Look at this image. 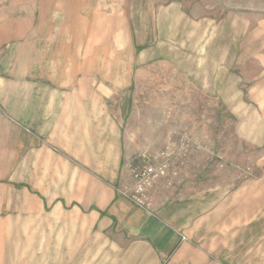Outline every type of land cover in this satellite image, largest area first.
<instances>
[{"label": "crops", "instance_id": "crops-1", "mask_svg": "<svg viewBox=\"0 0 264 264\" xmlns=\"http://www.w3.org/2000/svg\"><path fill=\"white\" fill-rule=\"evenodd\" d=\"M72 1L0 0V264L208 262L214 239L233 246L244 213L214 237L199 185L152 213L126 197L128 166L146 150L131 127L134 49L113 43L114 30L103 45L84 16L67 14ZM188 3L173 5L181 14L194 6L200 15L183 14L196 27L215 7ZM225 70L210 85L229 86ZM244 189L238 183V206Z\"/></svg>", "mask_w": 264, "mask_h": 264}, {"label": "rangeland", "instance_id": "rangeland-1", "mask_svg": "<svg viewBox=\"0 0 264 264\" xmlns=\"http://www.w3.org/2000/svg\"><path fill=\"white\" fill-rule=\"evenodd\" d=\"M174 1L73 0L54 11L84 16L81 25L101 31L103 45L114 30L113 43L134 49L131 127L142 154L164 173L150 181L143 205L127 198L152 213L175 190L193 184L195 195L199 185L214 237L243 213L245 229L234 230L240 236L224 249L214 239L215 253L197 264H264V0H210L213 13L198 27L183 14L198 16L196 8L181 14ZM227 68L229 86L210 85ZM238 183L245 188L239 206Z\"/></svg>", "mask_w": 264, "mask_h": 264}, {"label": "built area", "instance_id": "built-area-1", "mask_svg": "<svg viewBox=\"0 0 264 264\" xmlns=\"http://www.w3.org/2000/svg\"><path fill=\"white\" fill-rule=\"evenodd\" d=\"M131 182L124 194L139 205L145 203L146 191L150 181L157 175L164 173V167L153 164L146 155L133 158L129 164Z\"/></svg>", "mask_w": 264, "mask_h": 264}]
</instances>
